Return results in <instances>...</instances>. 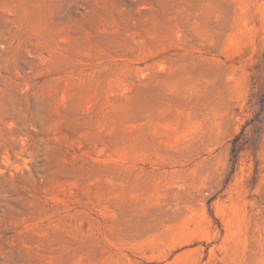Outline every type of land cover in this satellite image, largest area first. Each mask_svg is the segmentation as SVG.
Listing matches in <instances>:
<instances>
[{"label":"rangeland","instance_id":"1","mask_svg":"<svg viewBox=\"0 0 264 264\" xmlns=\"http://www.w3.org/2000/svg\"><path fill=\"white\" fill-rule=\"evenodd\" d=\"M0 264H264V0H0Z\"/></svg>","mask_w":264,"mask_h":264}]
</instances>
